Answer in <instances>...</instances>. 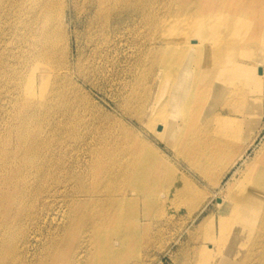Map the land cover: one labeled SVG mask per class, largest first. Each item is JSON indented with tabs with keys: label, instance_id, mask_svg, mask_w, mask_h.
<instances>
[{
	"label": "bare ground",
	"instance_id": "obj_1",
	"mask_svg": "<svg viewBox=\"0 0 264 264\" xmlns=\"http://www.w3.org/2000/svg\"><path fill=\"white\" fill-rule=\"evenodd\" d=\"M256 2V14L248 16L244 12L242 32L232 34L220 31L230 25V17L219 18L220 13L207 5L208 0H201L197 21L185 32L160 41L162 53L152 82L148 81L145 88L139 85L136 99L130 100L134 102L130 113L146 129L167 140L177 159L188 161L216 187L244 160L264 131V101L261 104L259 96L250 100L242 126L240 121L226 124L213 109L204 116L219 88V92L230 89L234 84L230 76L239 70L253 74V91L264 88V65L252 64L256 61L249 55L255 47L264 46V0ZM39 3L42 11L52 7L49 0ZM144 7L140 4L132 14L145 15ZM230 13H234V6ZM33 16L37 17L36 10ZM42 21L44 28L39 35H46L49 23ZM206 45L211 60L201 67ZM247 64L254 68L246 71ZM28 90L32 94L31 84ZM258 105L261 112L257 115L254 110ZM44 116L42 133L20 139L9 150L6 142L0 156V264H57L64 244L73 240V228L80 240L71 264H85L88 258L98 264H127L129 247L143 226L146 237L151 228L171 224L178 207L189 199L194 209L205 204L200 197L196 201L193 181L167 166L139 139L134 141L132 137V144L122 137L126 134L113 136L110 128L99 126L96 138L88 122L66 115L60 119L59 112L51 107ZM78 124L89 129L86 135L76 133ZM212 134L222 142L212 139ZM262 138L218 198L219 215L208 223L213 229L207 228L203 242L194 247L198 264H232L230 258L235 252L241 253L234 246L240 240L260 244V264H264ZM73 152L88 156L93 164L92 176L101 179L99 184H86L87 174L77 170V162L68 160ZM49 221L55 226L41 234ZM155 233L159 234L157 230ZM207 242L211 244L202 245Z\"/></svg>",
	"mask_w": 264,
	"mask_h": 264
},
{
	"label": "rangeland",
	"instance_id": "obj_2",
	"mask_svg": "<svg viewBox=\"0 0 264 264\" xmlns=\"http://www.w3.org/2000/svg\"><path fill=\"white\" fill-rule=\"evenodd\" d=\"M39 1L0 0V156L6 142H9V150L17 146L20 139L42 133L41 121L50 107L59 112L60 119L66 115L88 122L96 138L99 126L100 129L110 128L113 136L126 134L122 137L132 144V137L134 141L139 139L161 156L167 166L175 167L184 178L193 181L196 201L200 197L205 204L194 209L193 200L189 199L178 207L171 224L151 228L146 237L143 226L129 247L127 264H198L194 247L198 246L197 242H203L207 228L213 229L208 223L219 215L217 199L224 195L228 181L263 141L264 131L244 160L228 171L221 185L216 187L202 178L188 161L177 159L167 140L146 129L129 109L139 85L145 88L148 81L152 82L162 53L160 41L189 29L200 16L201 0H49L52 7L44 11ZM140 4H145V15L132 14ZM207 5L220 13L219 18L230 17V25L220 31L232 34L243 30L241 15L244 12H248V16L255 15L257 9L256 0H208ZM232 6L233 14L230 13ZM35 10L37 17L33 16ZM42 19L49 23L46 35H39L44 28ZM208 46L202 52L201 67L211 60ZM249 55L255 58L252 64L264 65V46L255 47ZM252 64H247L248 70H245L254 68ZM230 78L234 80L233 86L226 92H219V88L220 94L213 97L204 116H209L213 109L226 124L240 121L242 126L250 100L259 96V102L264 101V88L253 91L256 86L252 84L253 74L244 70ZM29 84L33 86L32 94ZM258 108L259 105L254 110L257 115L261 112ZM88 128L78 124L75 131L86 135ZM211 138L222 142L214 134ZM22 153L21 150L20 156ZM68 160L77 162V170L87 174V185L99 184L101 179L92 176L94 169L88 156L73 152ZM58 213L59 221L61 211ZM54 226L55 222L49 221L42 227L41 234ZM72 234L73 240L64 244L57 264L73 261L79 245L76 228L72 229ZM238 243L234 246L240 248L241 253L235 252L230 258L232 264L262 262L260 244L248 240ZM249 253L254 254L248 257ZM85 264L98 263L88 258Z\"/></svg>",
	"mask_w": 264,
	"mask_h": 264
},
{
	"label": "water",
	"instance_id": "obj_3",
	"mask_svg": "<svg viewBox=\"0 0 264 264\" xmlns=\"http://www.w3.org/2000/svg\"><path fill=\"white\" fill-rule=\"evenodd\" d=\"M217 201L219 202V201H220V199H217Z\"/></svg>",
	"mask_w": 264,
	"mask_h": 264
}]
</instances>
